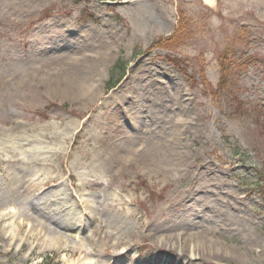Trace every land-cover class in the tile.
Masks as SVG:
<instances>
[{
	"label": "rangeland",
	"instance_id": "374dc122",
	"mask_svg": "<svg viewBox=\"0 0 264 264\" xmlns=\"http://www.w3.org/2000/svg\"><path fill=\"white\" fill-rule=\"evenodd\" d=\"M158 37L166 47L176 48L171 55L179 56V66L166 61L170 52L165 49L144 56ZM65 41L69 48L61 47ZM228 44L260 59L245 69H232L229 81L218 89L217 59ZM104 50L106 56L87 73L82 94L86 99L71 100L69 93L49 91L48 73L82 71L83 60L76 58L91 63ZM116 64L125 67L126 75L108 89L116 80ZM139 69L149 71L153 83L138 92L144 95L137 104L130 92L121 103L117 98L126 94L125 79ZM176 87L183 93L179 100L174 99ZM97 106L103 108V123L98 127V120L92 121V143H80V127ZM137 112L143 124L128 129ZM148 113L149 120L144 117ZM135 135L134 144L145 143L146 151L149 143L155 144L157 153L165 155L158 161H166L159 167L144 156L123 170L114 186L84 196L82 206L95 216L87 225L88 237L97 220L106 225L89 240L88 257L70 256L77 244L73 240L54 246L43 242L32 221L34 207H26L23 200L24 185L41 171L24 181L12 180L28 161L21 150L39 148V143L47 154L59 152L50 170L63 171V162L69 166L65 174L80 182L89 169L73 165L72 157L83 145L90 154L98 148L97 159H103L110 151L102 142L116 145ZM91 173L98 171L91 168ZM260 180L264 0H0V209L17 210L0 218L9 230L0 233V264H166L167 259L196 263L192 246L181 258L178 247L171 251L161 245L167 236L180 233H200L224 245L225 254L206 264H264ZM63 184L71 191L70 181ZM44 194L49 199L50 194ZM123 226L131 238L118 233ZM172 246H177L175 241Z\"/></svg>",
	"mask_w": 264,
	"mask_h": 264
},
{
	"label": "bare ground",
	"instance_id": "6f19581e",
	"mask_svg": "<svg viewBox=\"0 0 264 264\" xmlns=\"http://www.w3.org/2000/svg\"><path fill=\"white\" fill-rule=\"evenodd\" d=\"M105 51V50H104ZM99 59L97 61H94L90 63V61H84L83 58H76L75 61L79 62L81 60H83L84 63V67L79 71H72L71 74L69 73H64V74H52V73H48L46 76H48V78H46L45 83H47V88L49 89V91L51 92H57V91H64L66 94L69 93L68 97H71V100H83L86 99V97L82 96L83 93H85V88L88 85V71L91 69H94L96 66L95 64H97L98 62H101V59H103L106 55V51L101 53L99 52ZM98 56V55H97ZM108 59V58H106ZM111 58H109L110 60ZM85 69V70H84ZM145 71L141 72L144 73ZM140 76V73L138 71L133 72V74L130 76L129 81L133 80L136 81V83L138 82V78ZM145 82H141L138 84V87H132L131 89V94L132 96H134V104H137L141 97L144 94H139L138 92L140 91V89L142 88V85H146L147 81H149V78H145ZM72 81H79L78 85H74V83ZM125 83H128V80L125 81ZM178 87H176V91H177ZM175 91V92H176ZM79 92V93H76ZM64 93V94H65ZM81 93V94H80ZM128 93V91H127ZM179 94V91H177L176 96ZM181 92L179 94V96H181ZM125 96L123 97H118L117 100L120 101L121 103L124 102V98L129 97V94H123ZM163 106H166L165 104ZM132 107V108H131ZM130 108L131 110H133L134 105H132ZM166 108V107H164ZM163 111L166 113H169V110L166 108ZM130 110V111H131ZM151 113H148V116ZM101 115H97L96 119L98 120V127L101 126V123H103V121L101 120ZM140 115L137 113H135L133 115V120L132 123L134 124V127L137 128V126L140 124V121L137 120V118ZM173 123L175 124V130L176 131H180L179 128V123L175 122L173 120ZM98 127L94 128L95 132ZM120 132V131H119ZM163 133V132H162ZM90 134H93L92 132L89 131L88 135L90 136ZM138 135H135L132 139H128L127 141H120L118 142L116 145H114V142L112 141H105L101 143V147L104 148V150H108L110 151V153L107 155H104V158L107 159H97V149L93 154L86 155L87 151H82L79 152L77 154V156L73 157L72 159V163L75 166H83L84 170L89 169V174L91 173V168L95 167L97 169H101L104 173H106L107 175L111 176L112 174L110 173V169H112L113 164L115 163H119V164H124L127 163L128 159L126 157H124L127 153L130 154H137V153H132L131 152V148L133 147V140L137 138ZM91 137V136H90ZM36 146H38L39 148H37ZM17 147L18 144H17ZM36 149L30 150L27 153L29 154V159L27 161L29 168L28 169H24L21 170L19 175H17L15 178H13V180H23L27 177V175H29L30 173H32L33 171H35V169L33 168L32 164L33 163H37V160H42L43 164L44 160L48 161V157L43 155L44 151H41V145L38 143V145H35ZM149 153H145V157H146V161L147 162H156L155 164L160 167L161 166V162L166 161V159L162 160L161 162H159L161 159L164 158L165 155H159L156 151V147L154 148V146L152 145V143L149 144ZM20 148V147H19ZM46 153V152H45ZM55 158H57L58 154L54 155ZM53 157V156H52ZM140 156L137 155V158H139ZM51 158V157H50ZM105 160H112L109 162H106ZM159 160V161H158ZM33 161V162H32ZM83 161H88L87 163H83ZM49 173V172H48ZM61 178L60 175H53V176H48V177H43L42 181L40 183H35L33 181H29L28 185L25 184L24 188L27 191V195L25 196L24 202L26 203V207L27 206H31L33 205L34 210L32 211L33 214H36L37 217L38 216H42L45 220L42 221L41 223H37L35 220H37V217L35 215V217L32 215V217L35 219L33 221V223L36 224V226L39 227V233H41V237H42V241L43 242H48L53 243L54 246L56 243H63V240H73L75 242H77V244H75L72 248H71V255L70 256H75L76 254H82L83 253V257L86 254V256L88 257V247L90 246L91 248V244L88 243V240H78L73 238L72 236H66L65 234H63L60 229H57L55 226H60V227H67L70 224L66 225L67 223L64 221H62L60 218H58L55 214H52L50 216H43L40 212L41 209L38 208L41 207H45L47 205H54L56 207V205L53 202H57L58 205H60L61 207H63L62 205L65 204V206L63 207L65 209V207H67V205L70 204V202L72 201V196L67 193L65 191L64 185L63 183H58L56 186H58L57 189H48L47 192L50 194L49 199H46L47 196L45 194H42V196H40L36 201L31 200L32 196L35 192H37L39 189L43 188L44 186L48 185V184H54L57 183L59 181V179ZM81 191V190H80ZM53 195V196H52ZM29 204V205H28ZM37 206V207H36ZM57 208V207H56ZM72 214H74V210L71 209L70 210ZM5 214H10L9 211H6L5 209H0V218L2 217V215ZM59 216V214H58ZM27 218V217H26ZM25 219V218H24ZM48 224L50 226H54V227H50L48 226ZM71 226H73V224H71ZM12 227V226H11ZM21 227V226H19ZM59 227V228H60ZM12 230V228H11ZM10 230V231H11ZM9 232L8 227L5 225H1L0 222V233L1 234H7ZM28 232V231H27ZM119 234H121L122 238H131V232L129 231V229L125 228L123 229ZM34 235V234H32ZM166 237V236H165ZM166 241V242H164ZM161 245H164L168 248L172 250H176L177 247L180 249L178 254H182L184 251L189 250L188 246H192V250L194 252H197V256L194 259L196 260V263H192L190 262V264H206V261H210V259H215V258H219L222 257L223 254H225V250H224V245L220 242H217L216 240H212L210 238H206L204 236H202L200 233H193V234H177V235H169L167 236V238H165ZM171 241V242H170ZM172 241H175V245L177 246H172ZM168 242V243H167ZM177 242V243H176ZM45 243V244H46ZM159 243V241L157 242ZM54 248V247H51ZM59 248H62L59 246ZM199 252V253H198ZM196 254V253H195ZM195 256V255H194ZM185 257V256H184ZM79 264H85V262H81ZM89 264L91 263V260L89 262ZM166 264H175V261L172 259H167L166 260Z\"/></svg>",
	"mask_w": 264,
	"mask_h": 264
},
{
	"label": "trees",
	"instance_id": "16d2710c",
	"mask_svg": "<svg viewBox=\"0 0 264 264\" xmlns=\"http://www.w3.org/2000/svg\"><path fill=\"white\" fill-rule=\"evenodd\" d=\"M122 74V73H121Z\"/></svg>",
	"mask_w": 264,
	"mask_h": 264
}]
</instances>
